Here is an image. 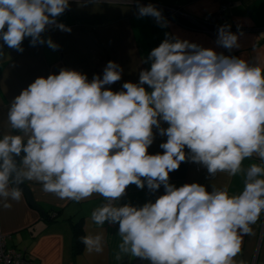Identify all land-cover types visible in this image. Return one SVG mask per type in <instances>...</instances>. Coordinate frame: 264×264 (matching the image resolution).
<instances>
[{
  "label": "clouds",
  "instance_id": "1",
  "mask_svg": "<svg viewBox=\"0 0 264 264\" xmlns=\"http://www.w3.org/2000/svg\"><path fill=\"white\" fill-rule=\"evenodd\" d=\"M69 9L70 0H0V58L5 46L23 52L26 39L58 50L44 33L50 26L70 33L58 23ZM137 10L138 18L169 26L154 5L137 3ZM237 31L220 26L216 44L239 49V25ZM142 63L150 68L120 91L106 87L123 74L109 61L102 76L89 80L62 68L14 98L8 122L17 134L0 137V207L21 200L25 181L65 201L99 195L106 203L90 220L118 225L122 252L149 264H237L243 237L264 214V164L248 168L238 194L215 187L209 192L199 183L177 187L170 173L190 160L209 177H234L246 159L264 162V65L168 32ZM154 129L167 137L159 145L163 154H149ZM130 185L153 194L163 187L164 194L142 206L118 205ZM81 243L89 254L102 253L103 233L85 235Z\"/></svg>",
  "mask_w": 264,
  "mask_h": 264
},
{
  "label": "crops",
  "instance_id": "2",
  "mask_svg": "<svg viewBox=\"0 0 264 264\" xmlns=\"http://www.w3.org/2000/svg\"><path fill=\"white\" fill-rule=\"evenodd\" d=\"M223 1L230 6L222 25H231V31L237 35L239 25L243 32L239 38V49L232 51L216 44L219 27L203 31L192 27L185 19V15L196 20L214 15L220 8V3L215 0H70V9L58 18V23L70 27L71 32L55 29L44 33V39L50 37L59 45L58 50L46 44L31 46L30 39L23 42V52L5 46L6 56L0 58V137L17 134L8 122L11 102L36 78H47L64 68L86 74L91 80L93 75L102 76L107 63L113 61L123 68L122 79L106 87L120 91L125 82L138 83L139 72L150 68V64L142 61L165 39L166 32L206 49H213L218 54L264 65V0ZM137 3L178 10L183 16H173L163 10L169 26L161 28L152 17L138 18ZM162 127L167 128V124H162ZM153 131L155 140L148 150L149 154H163L159 145L166 142L167 137H161L156 129ZM253 163L264 164L256 158L246 159L237 176L218 173L215 177H209L203 165L189 160L170 173V183L177 187L199 183L205 185L209 192L215 187L218 190L227 188L231 194H238L243 188L245 174ZM25 183L37 205L45 213L52 209L58 211V216L55 222L48 224L31 209L23 194L19 202L9 200L12 204L10 209L0 207V234L10 238V246L25 253L35 264L134 262L135 257L120 249L118 225L105 223L100 227L90 220L92 211L106 203L102 197L94 195L76 203L45 193L39 183ZM163 194V187L153 194L147 187L141 190L130 185L125 196L116 203L120 206L125 203L142 206L149 200L154 202ZM77 224H81L82 237L103 233L102 253L89 254L82 244L81 252L73 254L72 227ZM251 227L252 234L243 237L241 253L235 258L237 264H264V214Z\"/></svg>",
  "mask_w": 264,
  "mask_h": 264
},
{
  "label": "built area",
  "instance_id": "3",
  "mask_svg": "<svg viewBox=\"0 0 264 264\" xmlns=\"http://www.w3.org/2000/svg\"><path fill=\"white\" fill-rule=\"evenodd\" d=\"M215 1L220 3V8L212 16L196 20L185 15V19L189 21V25L203 31H209L212 27H220L224 22L225 12L228 10L230 5L223 0ZM177 12L181 13V11L178 10ZM55 29L56 28L54 26H50L45 33L54 31ZM9 241V237L0 234V264H34V262L26 257L23 252L10 246Z\"/></svg>",
  "mask_w": 264,
  "mask_h": 264
},
{
  "label": "trees",
  "instance_id": "4",
  "mask_svg": "<svg viewBox=\"0 0 264 264\" xmlns=\"http://www.w3.org/2000/svg\"><path fill=\"white\" fill-rule=\"evenodd\" d=\"M57 216H58V211L52 209L49 212L45 213V217H43V219L46 223L51 224V223L55 222V220L57 219ZM72 237H73V239H72L73 254L77 255L81 252V249H82L81 224H77V225H74L72 227ZM24 255H25V253H24ZM25 256L28 257L27 255H25ZM132 264H149V262L146 260H142L140 258H136Z\"/></svg>",
  "mask_w": 264,
  "mask_h": 264
},
{
  "label": "water",
  "instance_id": "5",
  "mask_svg": "<svg viewBox=\"0 0 264 264\" xmlns=\"http://www.w3.org/2000/svg\"><path fill=\"white\" fill-rule=\"evenodd\" d=\"M133 4V3H132ZM145 5V4H142ZM146 6V5H145ZM156 7V6H155ZM157 9L161 11H166L167 13L173 15V16H183L181 13H178L177 10L169 9V8H163V7H156ZM23 153L21 154V157H16L15 159L19 163L22 158ZM16 185H12V187H15ZM20 189L22 190V194L26 199V202L31 207L32 210L36 211L42 218L45 217V212L41 209L39 205L34 201L32 193L29 189V187L24 182L23 184L19 185Z\"/></svg>",
  "mask_w": 264,
  "mask_h": 264
},
{
  "label": "rangeland",
  "instance_id": "6",
  "mask_svg": "<svg viewBox=\"0 0 264 264\" xmlns=\"http://www.w3.org/2000/svg\"><path fill=\"white\" fill-rule=\"evenodd\" d=\"M35 264V263H34Z\"/></svg>",
  "mask_w": 264,
  "mask_h": 264
}]
</instances>
